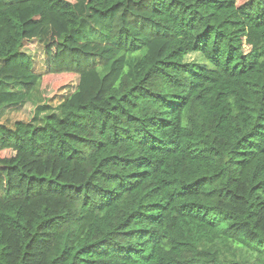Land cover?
I'll return each mask as SVG.
<instances>
[{"label": "trees", "instance_id": "1", "mask_svg": "<svg viewBox=\"0 0 264 264\" xmlns=\"http://www.w3.org/2000/svg\"><path fill=\"white\" fill-rule=\"evenodd\" d=\"M74 78L0 123V264H264V0H0V120Z\"/></svg>", "mask_w": 264, "mask_h": 264}, {"label": "rangeland", "instance_id": "2", "mask_svg": "<svg viewBox=\"0 0 264 264\" xmlns=\"http://www.w3.org/2000/svg\"><path fill=\"white\" fill-rule=\"evenodd\" d=\"M243 1V0H241ZM24 51L31 53V55L34 58V61L36 62L35 70L37 72H42L44 70L43 68V50L42 48L33 43H27L24 44ZM186 60L188 62H198V56L196 54H191L187 56ZM51 81H57V78H52ZM76 85V79L74 78L73 81H71L68 85L63 86L61 88H52L51 85L42 89L36 88V90L32 91L31 94V101L33 102L35 100V105L40 106L43 104H48L55 106L58 104V102L61 100L63 96L67 95L68 93L72 92ZM39 100V102H37ZM43 107V106H42ZM49 109V108H48ZM49 111L43 112L40 116H44ZM34 115V108L30 106H24L23 108H20L18 110L9 109L5 112V115L3 118H1L0 123L6 124V125H13L16 121H29ZM36 116V115H35ZM35 118V117H34Z\"/></svg>", "mask_w": 264, "mask_h": 264}, {"label": "crops", "instance_id": "3", "mask_svg": "<svg viewBox=\"0 0 264 264\" xmlns=\"http://www.w3.org/2000/svg\"><path fill=\"white\" fill-rule=\"evenodd\" d=\"M37 102H39V100L37 101ZM34 104H35V100L32 102L31 101V99H30V101H27V102H25V103H23V104H19V105H17V106H13V107H9V109H14V110H18V109H20V108H23L24 106H30V107H33L34 108V115H33V117L29 120V121H34V117H35V110H36V107H37V105H35L34 106ZM43 105H45V104H43ZM8 108L6 109L5 108V110H4V112H3V115H2V118H3V116L5 115V112L7 111V110H9ZM29 121H26V122H29Z\"/></svg>", "mask_w": 264, "mask_h": 264}]
</instances>
